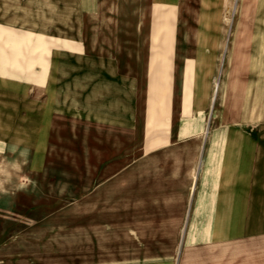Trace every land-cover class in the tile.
<instances>
[{
  "label": "rangeland",
  "instance_id": "374dc122",
  "mask_svg": "<svg viewBox=\"0 0 264 264\" xmlns=\"http://www.w3.org/2000/svg\"><path fill=\"white\" fill-rule=\"evenodd\" d=\"M21 3L22 11L12 4L0 17L14 18L12 24L17 18L39 20L43 51L49 36L81 35L101 54L114 53L122 76L132 71L136 80L115 90L114 116L100 128L75 123L70 130L60 124L40 167L33 168L35 156L0 159V264L40 260L49 248L71 242L94 252L99 243L112 241L115 189L134 195L139 200L134 205L144 210L147 182L169 177L182 165L168 164L163 175V148L185 135L201 140L213 130L240 128L264 113V0ZM85 18L89 25L80 27ZM51 40L52 46L61 42ZM206 68L208 87L199 102ZM187 76L194 80L188 102ZM41 197L51 200L46 212L20 211L44 205L32 204Z\"/></svg>",
  "mask_w": 264,
  "mask_h": 264
},
{
  "label": "crops",
  "instance_id": "0c3cea01",
  "mask_svg": "<svg viewBox=\"0 0 264 264\" xmlns=\"http://www.w3.org/2000/svg\"><path fill=\"white\" fill-rule=\"evenodd\" d=\"M21 1L36 5L41 0H0V11H10L12 4L22 11ZM86 18L80 27L89 25ZM13 20L0 17V159L35 156L36 169L60 124L70 130L75 123L100 128L114 116L115 90L136 79L132 71L122 76L114 53L101 54L81 35L49 36L61 42L52 46L49 38L43 51L39 20ZM26 25L32 28H22ZM257 117L201 140L185 135L163 148V175L168 164L182 165L169 177L147 182L144 210L138 211L134 195L115 189L113 238L94 252L71 242L49 248L40 260L17 262L264 264V113ZM37 202L44 205H24L20 211L46 212L51 200L41 197L32 204ZM138 218L144 224L134 221Z\"/></svg>",
  "mask_w": 264,
  "mask_h": 264
},
{
  "label": "bare ground",
  "instance_id": "6f19581e",
  "mask_svg": "<svg viewBox=\"0 0 264 264\" xmlns=\"http://www.w3.org/2000/svg\"><path fill=\"white\" fill-rule=\"evenodd\" d=\"M161 16H163V14L161 13ZM166 40L165 42H168L170 40V38H168L167 36H169V32L167 31L166 33ZM169 39V40H168ZM190 69H189V66L187 67L186 69V72H188ZM207 70L209 71V68L205 69L204 73L202 74L201 76V81H200V86L198 88V92H197V98L199 99L198 101L200 102L201 100H203L204 96H205V92H206V89L208 87V83H207V77H208V73H207ZM188 75V74H187ZM217 80V79H216ZM191 81V84H188L189 82ZM194 80H192V76L191 77H186L185 78V81H184V99L187 100V102L189 101V97L191 95V89H192V82ZM218 83V82H217ZM188 87H190V90L188 89ZM190 103V102H189ZM189 105V104H188ZM206 127V126H205ZM206 131V129H205ZM205 133V132H204ZM206 136V135H205ZM198 165V164H197ZM196 165V166H197ZM189 205V204H188ZM198 209V208H197Z\"/></svg>",
  "mask_w": 264,
  "mask_h": 264
}]
</instances>
